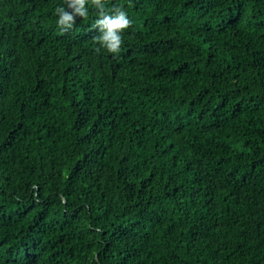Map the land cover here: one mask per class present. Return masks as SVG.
Instances as JSON below:
<instances>
[{
	"label": "trees",
	"instance_id": "1",
	"mask_svg": "<svg viewBox=\"0 0 264 264\" xmlns=\"http://www.w3.org/2000/svg\"><path fill=\"white\" fill-rule=\"evenodd\" d=\"M102 3L0 0V264H264V0Z\"/></svg>",
	"mask_w": 264,
	"mask_h": 264
},
{
	"label": "clouds",
	"instance_id": "2",
	"mask_svg": "<svg viewBox=\"0 0 264 264\" xmlns=\"http://www.w3.org/2000/svg\"><path fill=\"white\" fill-rule=\"evenodd\" d=\"M87 2L88 0H66L67 8L70 11L62 6H58L55 9V13L58 15L57 24L62 32L73 27L77 16L87 17ZM91 3L98 9V18L95 26L101 33L94 39L109 53H119L123 43L121 33L131 26L132 21L128 18L126 11L120 6L114 7L109 12L105 10L102 0H91ZM96 51L99 52L100 49L97 48Z\"/></svg>",
	"mask_w": 264,
	"mask_h": 264
}]
</instances>
